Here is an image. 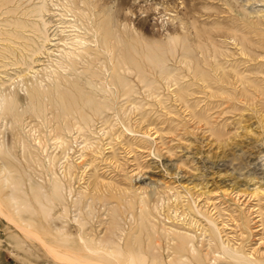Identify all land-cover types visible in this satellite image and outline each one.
Wrapping results in <instances>:
<instances>
[{
    "label": "rangeland",
    "instance_id": "obj_1",
    "mask_svg": "<svg viewBox=\"0 0 264 264\" xmlns=\"http://www.w3.org/2000/svg\"><path fill=\"white\" fill-rule=\"evenodd\" d=\"M181 1L0 0V264H264V56Z\"/></svg>",
    "mask_w": 264,
    "mask_h": 264
},
{
    "label": "bare ground",
    "instance_id": "obj_2",
    "mask_svg": "<svg viewBox=\"0 0 264 264\" xmlns=\"http://www.w3.org/2000/svg\"><path fill=\"white\" fill-rule=\"evenodd\" d=\"M221 1L223 2V4L226 5V9L225 10L223 9L222 11L226 12L227 16L221 18V22H224L225 24H223L222 27H218L217 29L215 28V31L217 32V36L219 38L221 37L224 39H231L232 41H234V44H236L239 47L241 54L249 57L250 60H255L259 56H264V17L262 20H261V17H259V16H257L256 18H253L251 16L252 13L249 12L244 7V5L241 4L238 0H221ZM181 2L185 6L186 0H182ZM188 4H189V2H188ZM40 7H42V6H40ZM175 8H176V6H175ZM186 8L188 10V7H186ZM41 9L42 8H40V9L38 8L36 12H40ZM208 15H210V14H208ZM181 19L184 21L190 20V23H194L197 21L196 17L194 15H189L188 17L182 16ZM206 19H208V18H206ZM88 20H89V18H88ZM96 20H97V24L94 25L92 27V29L96 33L99 34V36H100L99 41L107 42L106 44H104L105 51L113 52L114 48H112L108 43V41L111 39L112 36L110 35V32H109L108 27L105 23V20L103 18L101 20H99V19H96ZM207 23H208V21H207ZM84 42L85 41H83V38H79L78 41L74 44V46L71 45V48H69V49L73 50L75 48H79L82 44H84ZM198 47L201 50L200 51L201 56L205 57V60L207 61L206 58H208V57H211V56L214 57V56L220 55V52H222L220 50H222V49L224 50V43L223 42L219 43V42L213 40V41H211V48H207L206 50H203L202 49V43L200 42V40H198ZM85 50H87V49H85ZM226 51H228V50L226 49ZM9 52H11V51H9ZM65 54L70 55V54H74V52H72L70 50H65ZM75 54L77 57L78 54L77 53H75ZM237 81L242 82L241 76H238ZM5 179L8 180L9 176L7 175V178H4V180ZM10 179H11V177H10ZM14 190L15 189L13 188L10 191V193L8 194V196L10 197V200H11L10 206L13 207V209H15L16 214L19 215V218L22 222L31 221L32 219H28L26 214L21 210L22 206H20L17 203V199L15 198L16 193ZM37 198L39 199V197H37ZM40 205L43 207L42 204H40ZM0 209H1V211H6V209L4 208V206L2 204H0ZM9 220L11 222L12 219H9ZM12 222H14V221L12 220ZM28 223H30V222H28ZM21 231H22V233H23V231L26 232V230H21ZM29 233H32V236H34L33 234H36L34 232H29ZM29 233H28V236H29ZM32 236H30V237L32 238ZM34 237L35 238L37 237L39 239V242H41V243L44 242L45 248H46V251L48 252V254L57 260L66 259V261H68V260L72 259L73 261L74 260L76 262L80 261L79 263H81V261H82V263H83V260L85 262L86 259L94 258V256H92L93 252L84 253L82 250L80 252L73 250V248L71 246H69L70 240L68 238H63L64 241H59L61 243V245H59V247H54V246H51V245L45 243V241L43 239H40L39 236H34ZM42 246H43V244H42ZM222 247H224V246H222ZM43 248H44V246H43ZM225 249L224 248L222 249L223 252L225 251ZM98 253H99V251H98ZM114 253H116V251L112 252L111 254L113 255ZM227 253H228V251H227ZM112 255H109V256L111 257ZM106 256H108V255H106ZM131 257H129V260H131ZM240 257L243 259H248V257L244 258L246 256H243L242 253H240ZM250 261H251V264H259V262H257L256 260L255 261L250 260ZM90 263L95 264L92 262H90ZM83 264H85V263H83ZM88 264H89V262H88ZM130 264H134V262L131 261Z\"/></svg>",
    "mask_w": 264,
    "mask_h": 264
}]
</instances>
